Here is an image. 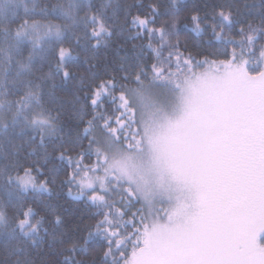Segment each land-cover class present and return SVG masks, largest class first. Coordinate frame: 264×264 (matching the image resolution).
Instances as JSON below:
<instances>
[{
	"label": "snow or ice",
	"instance_id": "obj_1",
	"mask_svg": "<svg viewBox=\"0 0 264 264\" xmlns=\"http://www.w3.org/2000/svg\"><path fill=\"white\" fill-rule=\"evenodd\" d=\"M0 264H264V0H0Z\"/></svg>",
	"mask_w": 264,
	"mask_h": 264
}]
</instances>
